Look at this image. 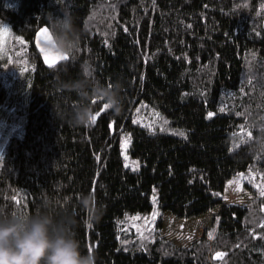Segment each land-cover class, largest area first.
Here are the masks:
<instances>
[{
	"label": "trees",
	"instance_id": "obj_1",
	"mask_svg": "<svg viewBox=\"0 0 264 264\" xmlns=\"http://www.w3.org/2000/svg\"><path fill=\"white\" fill-rule=\"evenodd\" d=\"M61 9L79 47L46 68L34 37ZM0 26L11 36L0 55V211L50 201L95 264H264V148L252 126L264 124V0H0ZM82 77L119 81V114L93 96L95 121L72 124L77 97L60 81ZM211 146L222 167L201 162ZM240 175L250 200L226 203ZM215 209L188 246L144 242L130 226Z\"/></svg>",
	"mask_w": 264,
	"mask_h": 264
},
{
	"label": "clouds",
	"instance_id": "obj_2",
	"mask_svg": "<svg viewBox=\"0 0 264 264\" xmlns=\"http://www.w3.org/2000/svg\"><path fill=\"white\" fill-rule=\"evenodd\" d=\"M61 15L48 12L50 39L47 48L57 54L73 55L79 47V31L70 10ZM62 91L75 93L77 103L68 114L76 126H88L95 115L96 97L114 115L119 114L123 99L121 84L111 86L88 77L60 81ZM258 129L254 148H264V124L254 123ZM66 210H57L50 201H43L35 210L0 211V264H95L94 252H85L72 227Z\"/></svg>",
	"mask_w": 264,
	"mask_h": 264
},
{
	"label": "rangeland",
	"instance_id": "obj_3",
	"mask_svg": "<svg viewBox=\"0 0 264 264\" xmlns=\"http://www.w3.org/2000/svg\"><path fill=\"white\" fill-rule=\"evenodd\" d=\"M10 37V33L7 29L4 26H0V55L5 52L7 42ZM158 129L161 132H165L170 135H178V131L163 123L158 125ZM125 149V145L123 144L121 146V154L123 157L124 167L132 171L137 170L138 165L128 158V154ZM221 150V147L211 146L203 158L200 159L201 162L222 167L224 165V160L221 163L223 155ZM242 181L243 177L240 175L238 178L231 180L226 184L224 195L226 203L244 205L249 202L250 196L243 188ZM217 213L218 209H215L200 217L187 220L175 219L165 213L159 217L158 221L155 222V227L152 225V221L156 214H152L151 216H141L140 219H142L143 223H134L136 217H133L132 219L129 218L128 220H132L130 226L135 227L134 230L137 234H139L140 238L143 239L144 242H149L154 238L157 242V240H162V238H164L171 240L176 246L182 247L188 246L200 239L204 229L211 228L212 220ZM124 242L129 243L128 241ZM124 249H130V246H125Z\"/></svg>",
	"mask_w": 264,
	"mask_h": 264
},
{
	"label": "water",
	"instance_id": "obj_4",
	"mask_svg": "<svg viewBox=\"0 0 264 264\" xmlns=\"http://www.w3.org/2000/svg\"><path fill=\"white\" fill-rule=\"evenodd\" d=\"M42 29H47V28H45V27L41 28L36 32L35 37H34V46H35L37 52L39 53L40 58H41L43 64L45 65V67L46 68H53V67L57 66L58 64L66 62L68 59H60V60L55 61L54 64L50 65V63L48 61H46V59H45L46 52L41 50V49H48L46 46V39L44 38V33L41 31ZM48 33L51 35L49 30H48Z\"/></svg>",
	"mask_w": 264,
	"mask_h": 264
},
{
	"label": "snow or ice",
	"instance_id": "obj_5",
	"mask_svg": "<svg viewBox=\"0 0 264 264\" xmlns=\"http://www.w3.org/2000/svg\"><path fill=\"white\" fill-rule=\"evenodd\" d=\"M41 31L44 33V38L46 40L51 38L47 29H42ZM41 50L46 52L45 59H46V61H48L50 63V65L54 64L55 61H57V60L68 59L67 54L61 55V54L53 53L49 49H41ZM105 107L107 108V105H105ZM208 115L211 116L212 113H209ZM95 119H96V117L94 116L93 121H95ZM261 195H264V189H262ZM216 255L219 257L221 254L217 253Z\"/></svg>",
	"mask_w": 264,
	"mask_h": 264
}]
</instances>
